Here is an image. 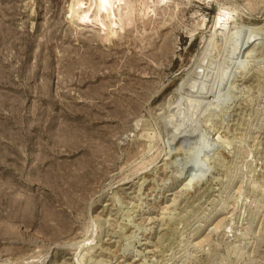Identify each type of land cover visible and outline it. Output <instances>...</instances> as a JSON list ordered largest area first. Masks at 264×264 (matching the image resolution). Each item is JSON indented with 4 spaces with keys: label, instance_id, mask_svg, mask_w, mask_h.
<instances>
[{
    "label": "rangeland",
    "instance_id": "374dc122",
    "mask_svg": "<svg viewBox=\"0 0 264 264\" xmlns=\"http://www.w3.org/2000/svg\"><path fill=\"white\" fill-rule=\"evenodd\" d=\"M98 1L0 0V264H264V0Z\"/></svg>",
    "mask_w": 264,
    "mask_h": 264
},
{
    "label": "bare ground",
    "instance_id": "6f19581e",
    "mask_svg": "<svg viewBox=\"0 0 264 264\" xmlns=\"http://www.w3.org/2000/svg\"><path fill=\"white\" fill-rule=\"evenodd\" d=\"M123 0H99V5H101V7L105 6L107 8H109V6L111 4H115V3H120L122 2ZM95 5V4H94ZM117 5V4H116ZM111 8H112V5H111ZM114 8V7H113ZM86 14V13H85Z\"/></svg>",
    "mask_w": 264,
    "mask_h": 264
}]
</instances>
